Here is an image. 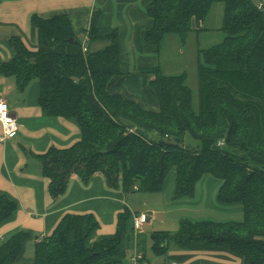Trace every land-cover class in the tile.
I'll use <instances>...</instances> for the list:
<instances>
[{"label":"trees","instance_id":"1","mask_svg":"<svg viewBox=\"0 0 264 264\" xmlns=\"http://www.w3.org/2000/svg\"><path fill=\"white\" fill-rule=\"evenodd\" d=\"M215 3L222 4L218 30L224 38L197 50L196 108L185 74L163 75L160 66L138 69L154 76L149 85L157 112L106 92L108 81L122 72L118 29L99 27L100 11L91 15L84 45L67 16L32 15L36 49L19 37L8 39L13 57L0 64V74L13 77L20 92L36 81L42 115L74 119L79 127L80 138L70 147L36 156L50 198L63 195L72 176L87 182L96 174L111 189L160 194L173 169L175 202L192 198L199 181L212 177L220 182L217 203L239 205L242 220L182 218L175 232L150 233L152 253L164 256L169 246L183 251L201 244L238 256L241 264H264V10L251 0H149L148 22L138 28L137 41L159 53L166 36L184 40L210 31L202 23ZM94 43L101 48L91 50ZM15 209L0 193V223ZM131 216L124 208L114 234L96 239L100 222L93 213H66L35 243L32 264H125ZM27 239L20 232L1 244L0 264H13Z\"/></svg>","mask_w":264,"mask_h":264},{"label":"crops","instance_id":"2","mask_svg":"<svg viewBox=\"0 0 264 264\" xmlns=\"http://www.w3.org/2000/svg\"><path fill=\"white\" fill-rule=\"evenodd\" d=\"M148 2L149 0H0V64L13 57V51L7 42L11 37H19L30 50L36 49V33L30 23L32 15L41 18L54 15L67 16L74 36L84 45L91 15L94 11H100L98 26L118 29L120 70L122 72V75L115 76L108 81L106 92L110 95L117 94L125 101L134 102L146 111L157 112L158 99L149 85L154 76L138 73V69L141 68L160 66L159 54L155 53L154 48L142 49L137 41L138 28L148 22L146 14ZM113 16L117 25L112 24ZM196 27L199 26L194 23L193 28ZM198 36L196 35L197 38ZM38 95L37 82L30 83L23 92H20L16 88L13 77L0 74V100L7 103L10 113L18 123L16 136L0 143V193L16 204L12 215L0 223V245L20 232L28 237L21 255L13 264H32L35 243L49 236L66 213H93L100 222V228L95 234L96 239L114 234L116 216L124 208H127L132 216L140 213L147 214L148 221L140 233H134L132 216L128 225L132 228L131 243H127L128 256L130 258L133 255L139 256L136 264H157L146 257L144 250L146 240L143 238L145 226L154 230L152 228L157 222V215L166 217L165 220L163 218V221H160V224L163 228L170 226L169 229L164 230L167 232L175 230L179 220L182 219L179 217L172 219L170 216L175 213L179 216L182 211L191 213L234 212L238 215L241 212L242 215L239 205L231 207L217 203L216 192L220 182L218 180L214 182L215 180H212L214 178H208V176L199 181L198 191L201 198L197 196L194 200L193 195L192 198H182L171 202L172 191L162 192L161 198L147 196L146 201L149 208L145 212L136 211L132 205L131 196L120 188H108L104 178L99 174L94 175L87 182L72 176L65 193L56 199L50 198L47 194V180L42 174L36 156L45 153L50 148L70 147L79 140L80 130L74 119L42 115L37 103ZM203 179L206 180V184L205 182L201 184ZM204 192L206 196L204 203L201 204ZM189 220L193 221V219ZM138 241L141 242L139 246ZM150 246L151 241L148 246L151 251ZM169 248L166 252L168 262L164 264L242 263L240 257L223 249L204 247L201 244H194L183 251L175 247L171 250ZM131 249H133L132 252H130ZM130 258L126 259L125 264H133Z\"/></svg>","mask_w":264,"mask_h":264},{"label":"rangeland","instance_id":"3","mask_svg":"<svg viewBox=\"0 0 264 264\" xmlns=\"http://www.w3.org/2000/svg\"><path fill=\"white\" fill-rule=\"evenodd\" d=\"M251 1L254 4L257 3V0H251ZM112 20H113L112 24L117 25L115 24L116 19L114 16L112 17ZM221 20H222V4L215 3L212 6L209 15L207 16V18L204 20V23H203V28L209 29L210 31L198 33L199 35L198 38L196 37L194 33H190L189 35L185 37L184 40H179V38L173 35L166 36L163 39L160 49H159L158 54L160 58V66H161L160 68H161L162 74L167 75V76H177L182 73L185 74L186 76L185 83L191 89L192 94H193L192 102H193L194 108H196V105H197V79H196L197 50L206 49L222 41V39L224 38V34L220 30H218L221 27ZM100 46H102V44L94 43L91 45V50H96ZM200 63H203L202 59H200ZM33 82H36V81H32L31 83ZM212 180L213 181L215 180L214 182H218L216 181V179H212ZM203 182H205L206 184V180L201 181V184H203ZM173 183H174V170L171 169L164 181V188L162 192L163 193L171 192ZM198 186H200V183L196 186L197 188L195 187V193H194L195 198L194 197L192 198L194 200L197 199V196L198 198H201L199 197L200 193L198 191ZM163 193L151 195L147 193L130 192V193H127V195L131 196L132 205L136 211L145 212L147 211V208H149V206H147L148 204L146 201V198H148L147 196H157L153 198H161L160 196H163L161 195ZM205 196H206V192H204V194L202 195L201 204L204 203ZM192 199H188V201L193 203L194 201ZM231 207H238V205L231 206ZM170 217L172 219L174 218L176 219V217L177 218L179 217V218L193 219V221L198 220V221H213V222H228V221L239 222L242 220L241 212H239V215H238L237 213H234V212L233 213L232 212L231 213H221V212L211 211L207 213H202V212L201 213H191L188 211H182L180 212L179 216L175 213ZM163 218L165 220L166 217L164 215L163 216L157 215L156 217L157 222L156 224L153 225V228H152L154 230H151V228L148 226L144 227L145 233L143 235V238L146 240V243H145L146 246L144 247V250L146 251L145 255L149 260L151 261L153 260V262L155 261V263L157 264H164L165 262H168V258H167L168 254L166 253L164 256H156L152 254L151 251L148 249L149 248L148 246L150 244L149 235L152 231H156V230L164 231V230L169 229L168 227L170 226L168 227L166 226V228L165 227L163 228V226H161L160 221H163ZM174 229L175 230H172V232L176 231V229H178V226L176 225ZM169 247H170L169 250L173 248V246H169ZM132 251L133 249L130 250V252ZM126 252H127L126 259L127 258L129 259L130 258V256H128L129 250Z\"/></svg>","mask_w":264,"mask_h":264},{"label":"built area","instance_id":"4","mask_svg":"<svg viewBox=\"0 0 264 264\" xmlns=\"http://www.w3.org/2000/svg\"><path fill=\"white\" fill-rule=\"evenodd\" d=\"M257 8L262 11L264 10V0H257ZM82 52H86V49L84 47L82 48ZM0 126V143H4L16 136L18 130V123L10 113L9 107L4 100H0ZM134 189H136V187H134ZM132 218L134 224V233H140L142 227L148 221V215L144 213L133 214ZM138 259L139 256L137 255H133L130 258L133 264H136Z\"/></svg>","mask_w":264,"mask_h":264}]
</instances>
